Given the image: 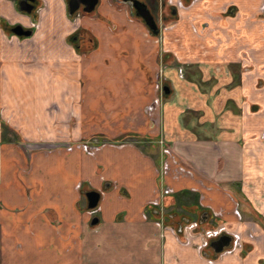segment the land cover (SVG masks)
<instances>
[{
    "label": "crops",
    "instance_id": "crops-1",
    "mask_svg": "<svg viewBox=\"0 0 264 264\" xmlns=\"http://www.w3.org/2000/svg\"><path fill=\"white\" fill-rule=\"evenodd\" d=\"M67 1L0 0V264H264V0L185 5L199 34L184 18L164 32L152 110L154 34L122 0L73 20ZM164 187L165 213L211 212L240 248L209 259L194 227L157 225Z\"/></svg>",
    "mask_w": 264,
    "mask_h": 264
},
{
    "label": "rangeland",
    "instance_id": "rangeland-1",
    "mask_svg": "<svg viewBox=\"0 0 264 264\" xmlns=\"http://www.w3.org/2000/svg\"><path fill=\"white\" fill-rule=\"evenodd\" d=\"M191 1V0H190ZM190 1H188L187 3H183L184 5H187V4H189L190 3ZM167 4V2H165V0H163L162 1V6H161V8L160 9H158L157 10V13L159 14H161V18L159 17L158 18V20H157V24H156V26H157V34H154V36H155V38H156V40H157V42H158V44H159V58H158V67L160 66H166V67H168L167 66V64L164 62L165 60H163V52H166V51H168V49H167V47L165 48V47H163L164 46V44H162V42H163V40H164V32H166L167 30H172V29H174V28H176L177 26H178V24H180V21L183 19L188 25H189V28L191 29V31L195 34V35H198L199 34V32H198V30H197V24L195 23V17H193V16H188V15H182L183 14V12L184 11H182L181 9L183 8V7H180L179 5H178V3L176 2L175 4H176V6L174 7L175 9H179L180 8V12L178 13V14H176V15H174V16H172L171 14H170V7H173V5H171L170 7H168V5H166ZM184 10V9H183ZM217 13L218 12H216L215 14H213L211 17H212V19H214L215 17L216 18H218V15H217ZM74 14V13H73ZM72 14V15H73ZM72 15H70L69 17H70V20H73V17H74V15L72 16ZM188 17V18H187ZM224 19H225V17H224ZM213 24V23H212ZM6 31V30H5ZM8 31H6V34H9V33H7ZM173 54V63H171L170 62V65H171V67H173L174 69H175V71H176V73L177 74H181V73H183V67H184V64H182V62H180L179 60V58H178V56H177V54H174V53H172ZM169 64V63H168ZM163 67V68H164ZM186 67H187V65H186ZM185 67V68H186ZM162 68V69H163ZM165 74V70L163 69V72H162V75H164ZM191 83H194V82H192L191 81ZM162 84H164V81H162ZM164 98H165V96L164 95H162L161 94V96L159 97V99L160 100H164ZM160 107H161V105H159ZM163 133V132H162ZM162 133H160V136L158 137V138H160L163 142H164V133H163V135H161ZM263 134V133H262ZM261 134V135H262ZM264 135H262V137H263ZM160 139H158V141H161ZM195 201L197 202V197H195ZM161 206L163 207V201H161ZM162 212H163V214H165V209H164V207H163V209H162ZM194 216H192V218H193ZM193 223H195L196 225H195V229H194V231L193 232H195L196 234H198V235H201L202 237L201 238H203V237H205V235L206 234H210L213 230H215V229H222L221 230V232H226V233H228V234H230L229 232V230H228V228L224 225V224H222V223H218V222H216L215 221V218H214V215L211 213V212H208L207 211V214H206V218H205V220L203 221H197V220H195V218H193V219H191L190 220V222H188V223H183V224H181V226L180 227H178V228H172L170 225H167V226H170L171 228H172V230L176 233V234H181V231H182V229L185 227V226H188V228L189 229H191L192 227H190L191 226V224H193ZM187 228V229H188ZM233 238V240H230V245L228 246V248L230 249L231 248V251L234 249H239L240 248V245H239V243L238 242H236V241H238L237 240V238L236 237H232ZM210 239H212V238H210ZM207 240V239H206ZM203 241V240H202ZM208 241H209V239L206 241V245L204 246V248H206V249H204V254H205V256L207 257V258H209V259H212L213 257H215V256H217V255H214L213 253H211L210 252V250H208V245H207V243H208ZM232 241V242H231ZM232 245V247H230ZM227 246H225V247H227ZM224 247V248H225ZM228 249V250H229ZM215 254H217V252L215 253Z\"/></svg>",
    "mask_w": 264,
    "mask_h": 264
},
{
    "label": "water",
    "instance_id": "water-1",
    "mask_svg": "<svg viewBox=\"0 0 264 264\" xmlns=\"http://www.w3.org/2000/svg\"><path fill=\"white\" fill-rule=\"evenodd\" d=\"M33 0H17L18 9L22 12L29 13L33 8ZM97 0H68V13H73L81 6V10L85 13H89L93 10ZM129 4L135 10V15L138 16L145 26L150 30L151 33L157 34V26L146 8L145 4L138 0H128ZM10 31L15 36L27 37L30 35V29H24L21 25L15 24L10 28ZM163 90L167 92V87L164 86ZM86 198L87 208H93L96 206L99 193L95 190H89L84 194ZM96 218L91 219V223H95ZM230 241V237L226 234L218 236L215 240L210 241V246L215 252H221L223 247H225Z\"/></svg>",
    "mask_w": 264,
    "mask_h": 264
},
{
    "label": "built area",
    "instance_id": "built-area-1",
    "mask_svg": "<svg viewBox=\"0 0 264 264\" xmlns=\"http://www.w3.org/2000/svg\"><path fill=\"white\" fill-rule=\"evenodd\" d=\"M30 26H34V23H30ZM35 27V26H34ZM164 66H159L157 67V70L154 74V90L158 92V95L155 97V99H153V102L151 104H149V106L147 108H149V110L151 109H154L156 106L155 103L158 102L159 100V96L162 94V89H163V84H162V80H163V76H162V72H163V68ZM163 68V69H162ZM158 144L161 146V141H157ZM98 144H96V142H80V143H77V146H79L81 149L85 150V151H89L91 150V148H94L95 146H97ZM162 153L164 154H168L169 151L167 148H162ZM158 193V196H156L155 198L151 199L148 201L147 205L152 207L155 211L156 214H158V217L155 218V222L157 225H162L163 222H162V216H163V212H162V209L163 207L161 206V201H162V197L166 194H169L170 193V188L168 187H164L162 190H158V191H155ZM94 210V207L93 208H90V212H92ZM144 216L146 217V214H144ZM195 223L191 224L190 227H194L195 228ZM188 226H185L183 228V230L187 229ZM221 230L222 229H215L213 230L210 234H206L205 237H203V241H202V246H205L206 245V241L210 238H213L217 235H219L221 233ZM225 234H228L226 232H223ZM230 233V232H229ZM229 235V234H228ZM232 235V234H231ZM232 237H236L234 235H232ZM207 239V240H206ZM232 242V241H231Z\"/></svg>",
    "mask_w": 264,
    "mask_h": 264
},
{
    "label": "trees",
    "instance_id": "trees-1",
    "mask_svg": "<svg viewBox=\"0 0 264 264\" xmlns=\"http://www.w3.org/2000/svg\"><path fill=\"white\" fill-rule=\"evenodd\" d=\"M188 1L189 0H182V3H187ZM201 211L202 210L200 209L198 210L196 206H193V207L185 206V208H183L182 213L168 212V213L163 214L162 222L164 225H170L172 228L176 229L180 227L181 224L190 222V220L193 218H195V220L198 221L200 219ZM192 216L194 217L192 218ZM157 217H158V214L155 213L154 218H157Z\"/></svg>",
    "mask_w": 264,
    "mask_h": 264
},
{
    "label": "flooded vegetation",
    "instance_id": "flooded-vegetation-1",
    "mask_svg": "<svg viewBox=\"0 0 264 264\" xmlns=\"http://www.w3.org/2000/svg\"><path fill=\"white\" fill-rule=\"evenodd\" d=\"M122 1H124V2H126L129 6H130V8L132 9V11L135 13V10L133 9V7H131V5L129 4V2H128V0H122ZM138 1H140V2H142V3H144L145 4V6H146V8L148 9V11H149V13L151 14V16H152V18H153V20H154V22H155V24H157V20H158V18L160 17L161 18V14L159 13H157V10L158 9H160L161 8V6H162V1L163 0H138ZM190 1V0H189ZM165 2H167V4L166 5H168L169 7L171 6V5H173V7H170V11H174V7L176 6V2L178 3V5L180 6V7H185V5L182 3V0H165ZM32 4H33V2H32ZM34 9V6H33V8L31 9V10H33ZM77 11V10H76ZM82 11V10H81ZM31 12V11H30ZM73 13H75V11L73 12ZM73 13H69V15H71V14H73ZM8 29V31L10 32L9 34H13L11 31H10V27H8L7 28ZM25 29V28H24ZM207 245H209L210 246V241H208V243H207Z\"/></svg>",
    "mask_w": 264,
    "mask_h": 264
}]
</instances>
